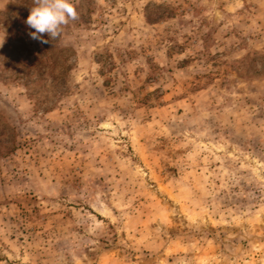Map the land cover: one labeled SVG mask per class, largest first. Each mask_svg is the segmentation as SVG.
<instances>
[{
  "label": "rangeland",
  "instance_id": "1",
  "mask_svg": "<svg viewBox=\"0 0 264 264\" xmlns=\"http://www.w3.org/2000/svg\"><path fill=\"white\" fill-rule=\"evenodd\" d=\"M71 2L0 0V264H264V0Z\"/></svg>",
  "mask_w": 264,
  "mask_h": 264
},
{
  "label": "clouds",
  "instance_id": "2",
  "mask_svg": "<svg viewBox=\"0 0 264 264\" xmlns=\"http://www.w3.org/2000/svg\"><path fill=\"white\" fill-rule=\"evenodd\" d=\"M77 17V9L71 0H33L30 14L24 23L32 30L28 33L31 39L49 44L60 37L62 26ZM44 34L49 39H45Z\"/></svg>",
  "mask_w": 264,
  "mask_h": 264
}]
</instances>
